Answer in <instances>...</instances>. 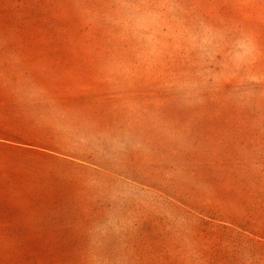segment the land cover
<instances>
[{"label": "rangeland", "instance_id": "rangeland-1", "mask_svg": "<svg viewBox=\"0 0 264 264\" xmlns=\"http://www.w3.org/2000/svg\"><path fill=\"white\" fill-rule=\"evenodd\" d=\"M0 264H264V0H0Z\"/></svg>", "mask_w": 264, "mask_h": 264}, {"label": "trees", "instance_id": "trees-1", "mask_svg": "<svg viewBox=\"0 0 264 264\" xmlns=\"http://www.w3.org/2000/svg\"><path fill=\"white\" fill-rule=\"evenodd\" d=\"M0 135L2 136V132L0 131Z\"/></svg>", "mask_w": 264, "mask_h": 264}]
</instances>
